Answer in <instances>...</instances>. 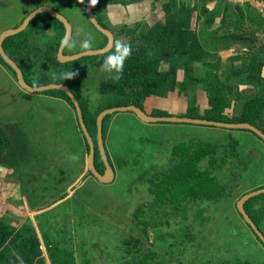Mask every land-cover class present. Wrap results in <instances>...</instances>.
<instances>
[{
	"label": "rangeland",
	"instance_id": "1",
	"mask_svg": "<svg viewBox=\"0 0 264 264\" xmlns=\"http://www.w3.org/2000/svg\"><path fill=\"white\" fill-rule=\"evenodd\" d=\"M205 1L208 6L214 7L211 10L212 12H207V15L219 17L223 14L225 8L224 1ZM201 2L203 3V0H199V3ZM43 3L56 9L72 23L73 36L71 41L74 46L69 48L71 53L84 50L81 44L86 39L91 40L92 45H95L99 41V37L96 36L86 17L87 0H84L83 3L80 0H0V34L6 30L15 28L22 18ZM226 7L229 10H238L237 14L227 19L231 23L229 25L222 24L220 21L211 26L207 22L197 19V25L202 22L206 28L202 29V27L197 26L199 30L201 29V34L204 31L206 32L205 34H208L215 29L216 31L218 30V33H226V29L232 32L235 29V20H239V24H243L247 29L245 32L251 34V29L248 31L251 21L249 19L244 21L240 13L241 9H244L248 16H254L256 19L264 16V0H241L240 3L234 6L231 5L232 8ZM155 8L156 6L148 14L147 11L143 10L145 13L141 11L139 12L140 14L129 15L128 18L138 19L146 16L147 21L152 23L154 20L161 19L158 16L156 18L155 15L151 16V14L156 13ZM196 17L197 12L194 13L192 19L193 27ZM123 22L129 24V26L134 24L128 23V19L123 20ZM49 34L50 32H48ZM47 38L48 36H45V34L39 36L40 41H44ZM205 38L202 36L203 40ZM127 39L128 37L124 36L120 41L125 42ZM262 42H264V37L261 34L259 43L261 44ZM203 43H205V46L212 48V50L217 49L216 53L220 59V64L225 67L228 64L236 62L234 61L237 59H235V56L245 58L244 47L248 42L244 43L242 39L231 38L222 45L220 43L215 44V48L207 40H204ZM237 62L239 61L237 60ZM224 69L228 71L226 67ZM199 70V74L204 75L206 67H200ZM181 78H183L182 71L179 72L178 79L181 80ZM231 81L242 82L240 88L243 98L234 104L232 109L228 110L231 114L238 115L242 110L245 98L253 94L259 85L257 80H250L245 75L231 76ZM198 92V98L201 99L200 105L205 106L207 104L206 93H203L201 89ZM45 96L43 93H32L23 89L16 80L14 73L0 60V118L6 127H16V131H19L16 133L22 134L25 132L27 137H34V145L37 143L39 149L42 150H40L41 154H39V157L31 158V163H28V165L21 166L19 172L23 173L26 171V176L34 175L33 178L37 176V180L40 178L41 181L48 176V173H57V170L65 166L68 167L71 161L73 162L70 165L72 167L77 168L80 164L79 159L68 160L72 154L70 151L71 147H68L71 145L68 144L67 146L63 144L59 140L60 136L57 134H64L68 143L74 141V138L70 137V129H67L65 126L67 125V120L63 116L66 115V111L64 110L66 105ZM84 96H86L85 99L88 102L90 112L97 111L104 102V97L101 95L96 82L88 85L87 90L84 91ZM183 96V94L176 95L170 93L167 97L163 98V103L166 104L163 105V108L168 105L165 99L174 98L176 102L173 105H169L168 109H166L170 115L194 117L197 113H204L203 108L202 110L200 108L196 112V108L198 107H193V105L189 109L187 106L185 110L183 102L186 99ZM153 101L154 99L150 97L144 102L147 109H150L148 110L149 112L153 109L149 106ZM134 117L133 112L118 111L108 115L105 120L106 126L111 119L113 120L111 124L112 128L110 127L111 132L107 133V148L110 150L109 153L112 154L113 152L118 156L116 157L118 160L123 159L128 163L125 166L118 165L120 178L116 179V182L118 181L117 185L115 184L116 182L104 184L97 178L89 175L85 177L87 178L86 180H79L71 184H65L63 181H60L61 185L59 184L58 191L48 190L47 192V190H44L43 186L45 182L41 186L40 191L43 195L39 194L40 199L48 202H45L40 209L43 212L45 211V213L51 212L47 215V218L48 220H52L51 227L54 228V231L62 229L61 234L66 236L67 233L65 231L68 230L69 243L67 245V252H72L74 256H79V252L82 251L83 255L89 258L87 261H84L81 258L75 257L76 261L74 264H112L106 260V254L110 251L109 248L111 247L114 252H123V248L125 247L124 240L129 235H132L133 231H136L135 226H131V219L136 204H142V201L140 199L139 202L130 203L131 185L128 186L129 192L125 195H123V190H120L122 188H118L125 181L129 180L132 182V180L137 178L138 169L133 164L134 161L139 162L137 166L140 165L139 168H142L147 164H152L156 159L155 153L157 151L164 152L169 150V147L174 144H177L174 149L175 152H195V147H193L195 142L217 141L227 143L231 138L238 140L237 148L243 157L248 156L252 158L250 170L248 169L249 172L239 179L235 188L228 195L221 197V199L200 201L198 205L191 207V210L185 213L176 208L179 210V213H177L180 216L176 215L174 217L178 219V222L176 221L177 224L175 226L177 230L176 234H171L173 238L164 231L166 229L156 231L153 228L149 232L150 238L153 241L152 245L144 243L141 236L138 238H141L143 243L141 245L142 253H146L148 250H155L160 256L166 257L170 264H222L223 262L236 260L237 258L249 260L255 264H264V246L246 225L237 208V203L244 194L264 185V141L249 130H230L214 125L187 122L159 121L144 123ZM74 147L76 149L73 150V153L76 155L80 153V150L82 151L80 146L78 147L75 144ZM111 160H113L112 157ZM130 163L132 166L129 168L128 165ZM33 165L37 166L35 172L31 170V166ZM220 173L222 172L220 171ZM124 174L126 177H124ZM70 176H74V174L71 173ZM10 180L12 182L16 181L14 177ZM52 183H54L53 180ZM17 184L9 185L10 188L8 187V189L17 190ZM61 201L65 203L66 208L61 206L60 208L63 207L62 209L56 210V208H59L58 204ZM12 203L15 204L14 209H8L11 206L5 204L7 214L10 215L9 217H13L16 223H19L26 217L27 212L22 210L19 196L14 198ZM16 204L20 206L17 207ZM173 207L171 206L172 209H174ZM164 209L167 208L165 207ZM38 216L35 215V220ZM47 223L48 221H46ZM81 224L84 225L78 228L86 230H84L85 236L80 231H77L75 232V238L70 237L73 229H77L76 225ZM262 227L264 228V223ZM36 228H39L37 222ZM79 236L88 245L86 248H81L78 241L74 242V239L76 240V237ZM93 242L102 247L104 252L101 250L96 251L95 247L91 245ZM54 258L51 262L48 258L45 264H55L54 261H58L59 264H67L65 263L64 251H60ZM119 258L121 259V256ZM125 259L128 260L126 257Z\"/></svg>",
	"mask_w": 264,
	"mask_h": 264
},
{
	"label": "trees",
	"instance_id": "2",
	"mask_svg": "<svg viewBox=\"0 0 264 264\" xmlns=\"http://www.w3.org/2000/svg\"><path fill=\"white\" fill-rule=\"evenodd\" d=\"M142 1L144 0H98L93 8L100 24L113 32L115 41L127 36L125 43L131 45L132 54L124 62L123 76L119 82H114L111 79L112 74L101 70L105 57L115 52L114 46L103 54L84 56L68 62L59 61L58 49L61 39L65 36V25L60 19L47 12L38 14L21 33L6 38L3 44L4 49L20 66L28 84L41 86L55 82L68 85L80 101L89 129L97 128V116L106 108L129 104L143 107L146 99L164 98L170 93L183 94L188 109L193 105V107H198L196 108L198 112L203 107L200 105L201 99L198 98V90L201 89L203 93H206L207 106L203 108V114L197 113L194 117L224 122H249L264 132V42L259 43L261 34L264 37V16L256 19L254 16H248L245 10L241 9L240 13L244 21L247 19L251 21L248 29V31L251 29V34L245 32L247 29L243 24H239V20H235V29L232 32L228 29L226 33H218V30H214V34H219V36L213 45L217 43L222 45L231 38L242 39L244 43L248 42L244 47L245 58L235 56L237 59L234 61L236 62L225 66L228 69L225 71V67L220 64L217 49L211 50L204 46L205 43L201 42L198 31L192 28L195 12H197L196 19L209 24L215 23L218 18L215 15H207L210 9L205 0L203 3H199V0H167L163 3L165 19L163 21L154 20L152 23L139 20L129 26L123 21L114 22L109 16L110 5L128 7ZM157 1L159 0H152L153 7ZM222 1L225 3V8L219 17H221L222 24L229 25L231 22L227 19L237 14L238 10H229L226 6L232 8L231 5L235 4ZM175 7L178 9L177 12ZM25 17L16 27L23 22ZM87 20L96 36L99 37V41L90 49L105 47L108 44V37L101 33L88 17ZM48 32H50L49 35ZM41 34H45L48 38L40 41ZM65 54L74 53L66 47ZM0 60L14 73L17 80L14 69L1 55ZM200 67H206L204 75L199 74ZM179 70L183 72L181 80H178ZM71 71L77 74L71 79H64L63 74ZM241 75H245L250 80H257L259 86L258 88L253 86L256 88L255 92L245 98L240 114L234 115L228 110L243 98L240 88L242 82L231 81V76ZM95 82L104 97V102L97 111L90 112L84 91L87 90L89 84ZM42 93L65 98L73 105L69 96L62 90H47ZM152 114L170 115L167 110L159 108L154 109ZM254 134L264 141L256 133ZM238 143L236 138H231L227 143L195 142L193 145L195 152H179L178 158L173 157L169 166L159 169V174L152 178L149 189L152 193V208L166 207L168 210L165 213H170L171 206H174L173 208H178L185 213L191 207L198 205L200 201L218 200L228 195L239 179L249 172L252 163V158L243 157L238 150ZM23 155L24 149L20 152V156L23 157ZM261 187L264 185L256 189ZM245 209L264 232L262 227L264 193L249 199L245 203ZM142 210L141 206L135 212L133 225L138 235L149 238V227H155L159 221L158 219L146 221ZM246 225L264 246L250 225L247 223ZM12 232L13 230H0V234L7 233L5 238L2 235L0 237V264H45L32 259L33 256H38L42 252L40 237L43 235L35 234L27 238L22 233H17L16 237L21 242H5ZM124 242L123 252H114L111 247L109 248L110 251L106 254L107 261L112 264H165L160 261L161 258L157 251L142 253L140 239L135 235L128 236ZM60 251L59 245L52 247V261ZM101 251L104 252L103 249ZM75 257L77 256H74V253L68 252L65 263L74 264ZM81 257L84 261L89 259L86 256ZM54 263L59 264L58 261ZM222 264L255 263L237 258Z\"/></svg>",
	"mask_w": 264,
	"mask_h": 264
},
{
	"label": "flooded vegetation",
	"instance_id": "3",
	"mask_svg": "<svg viewBox=\"0 0 264 264\" xmlns=\"http://www.w3.org/2000/svg\"><path fill=\"white\" fill-rule=\"evenodd\" d=\"M43 4L45 5V3H43ZM174 9L176 11L177 7H175ZM86 17H88L87 12H86ZM84 50H86V49H84ZM179 71H181V70H179ZM178 76H179V72H178ZM72 107L75 109L74 104L72 105ZM140 108L145 113H147L149 115H153L152 112L154 111V109H156V108H153L149 112L146 105H143V107H140ZM159 109H162V108H159ZM163 110H166V109H163ZM76 114H77V112H76ZM133 116H135L134 118L139 119L141 122L153 123V122H145V121L141 120L134 112H133ZM112 121L113 120L111 119V121L106 126V122H105V118H104L102 132H103V141H104L105 151H106L107 157L109 159V162L114 169V173H115L114 179L110 182H102L90 170L89 166L86 165V170L83 172V174L76 181L86 180L87 178H85V177L90 175V176L97 178L100 182H102L104 184H108V183L111 184V183H115L117 178H120V172L118 169V165L119 166H125V164H128V163L126 160H123V159L118 160L116 158L118 156L115 155L113 152H112V154L109 153L110 150H108V148H107V136H108L107 133L111 132V128H112L111 124L113 123ZM78 127H79V132H82V134H83V131L79 125V121H78ZM89 131H90L91 135L93 136V138L95 139V143H96L95 144V166L101 174H105L106 173V165H105L103 158L101 157L102 156L101 151H100L99 145L97 143L98 142V138H97L98 128L89 129ZM2 132H4V133H2ZM11 132H15V133H11ZM16 132H19L18 130L16 131V127L15 128L14 127L13 128L6 127L5 125H3L2 119L0 118V198H1L0 199V230L1 231L13 230V232L11 234H9L5 240V242H7V243L10 241H15L16 243L21 242L19 240V238L16 237L17 233H22L27 238H30L35 234L36 235L38 234L39 236L43 235L42 237H40V240H41L40 249L42 250V252L38 256L32 257V259L34 258L33 260H35V261H42L44 263H47L48 258H49V260L51 262L52 258H53L52 247H55V245H59L61 247V251H64L65 259H66V255L68 253L67 252V249H68L67 245L69 243V241H68V238H69L68 230L65 231V233H67L66 236L61 234L62 229H59L58 231H54V228L51 227L52 220H50V219L48 220V218H47L48 217L47 215L50 214L51 212L48 211L47 213H45V211L43 212V210L40 209V208H42V205H44V203L48 202V201H45L43 199L41 200L39 194L40 195L42 194L40 189H41V186H43L44 182L45 183H44L43 189L47 190V192H48V190L49 191H58L59 184L61 185L60 181H63L65 183L66 180L68 179V177H70V174L72 172L77 171V174L80 175L81 171L80 170L78 171V168L70 166L73 163L71 161L70 165L68 167L65 166L64 168L57 170V173H55V172L54 173H52V172L48 173V176L46 178H43V181H41L40 178H38L39 180H37V176H35L33 178L34 175L26 176L25 175L26 171H24L23 173L19 172L20 171L19 169H21V166L24 167V166L28 165V163H31L30 162L31 158L40 156L39 154H41V152H40L41 149H39V146L37 145V143L34 145V143H35L33 140L34 137L33 138L27 137L25 132H23L22 134L21 133L18 134ZM152 132H155V131H152ZM83 136H84V139H85L86 145H87V161H88L89 144H88L84 134H83ZM32 145H34V146H32ZM176 145L177 144L172 145L171 147H169V150H166L164 152L163 151H157L155 153L156 159L152 162V164H147L142 168H139L140 165L137 166V164L139 162L134 161L133 164L138 169L137 178L135 180H132V182L127 180L123 183V185H120L119 187L117 186L118 188H122L120 190H123V192H124L123 195H125L129 192L128 186L131 185L130 186L131 198L129 200L130 203H133V202L135 203L136 201L139 202L140 199L142 201V204H136V206H135V209H134L133 215H132V219H131V226L133 225V218H134L135 212L142 206L143 207L142 214L144 215V219L146 221H149V219H151L150 221H154L157 219L159 221L155 227H153V226L149 227L148 233L150 232V229L153 228L156 231L166 229L167 231L166 230H164V231L166 233H168L169 235H171V234L175 235L176 234L177 230L175 229V226L178 222V219L177 218L175 219L174 217H176V215L180 216V214H178L179 210L174 208V209H170V211H171L170 213H165L166 210H168V209L152 208V200H151L152 199V193H150V191H149V189L151 187V183H152V178H154L153 176H155L156 174H159V169L168 167L169 163L173 157L174 158L179 157V152L174 151ZM23 149H24V155H23V157H21L20 152L23 151ZM45 152H46V150H45ZM71 152H72V150H71ZM110 155H111L113 160H111V157H109ZM45 156H47V155H45ZM45 159H47V158H45ZM68 160H69V158H68ZM117 162H118V164H117ZM131 166H132V164L130 163V165H128V167L130 168ZM36 168H37L36 165L31 166V170L34 172H35ZM169 168H167V169H169ZM19 174L21 175V177ZM57 175H58V177H57ZM64 176H65V178H64ZM13 177L16 180L14 182H12V180H10ZM124 177H126V175ZM55 178H56V181H55ZM52 180L54 183H52ZM41 182H42V184H41ZM117 182L115 183L116 185H117ZM15 183H18L17 186L19 188V194H20L19 195V197H20L19 201L21 203V204L20 203L19 204L22 205V208H23L22 210L28 213V214L26 213V217L21 220L22 222L20 221L19 223H16V221H14L13 217L12 218L9 217L10 215L7 214L6 205L4 204V202H2V200H4V194L5 195L7 194L6 192H4L5 189L7 191L9 185H12ZM114 190H116V188H114ZM41 198H42V196H41ZM59 199H61V198H59ZM20 205H18V206H20ZM61 206L66 208L65 203L63 201H61L58 204L59 208H56V210L62 209L63 207L60 208ZM8 209H14V207H9ZM190 210H191V208H190ZM38 212H39V214H38ZM34 214L36 216L39 215L38 217L41 219H39L37 217L35 220ZM46 221H48L47 224H46ZM36 222H37L39 228H36ZM83 225L84 224L76 225L77 229L76 228H75V230L73 229V232L70 233V237L75 238V232H77V231H80L81 234L84 235L85 229L78 228V227H81ZM131 229H132V227H131ZM87 232H89V231H87ZM134 233H136V234H134ZM131 234L133 236L135 235L137 238L140 236V235H138L139 233L137 234V232H134V231ZM1 235H2V237L5 238L7 233H4V234L1 233L0 237H1ZM58 235H59V237H58ZM172 235H171V237L173 238ZM141 238L144 241V243H146L147 245L148 244L152 245L153 241L150 238V233H149V238H144L143 236H141ZM141 238H139L140 243H141L140 245L143 244ZM75 241H78L79 246L81 248H86L88 246V245H86L84 239L80 236L76 237V240L74 239V242ZM91 245H93V247H95L96 251L102 250V247H100L97 243L95 244L93 242ZM173 246L177 247L175 245H173ZM93 247H91V248H93ZM150 251H155V250H148L146 253H148ZM81 256H84L82 251L79 252V256H77V257L82 259ZM160 258H161L160 261L167 263V264H170L167 261L166 257L164 258V257L160 256ZM33 263H37V262H33Z\"/></svg>",
	"mask_w": 264,
	"mask_h": 264
},
{
	"label": "water",
	"instance_id": "4",
	"mask_svg": "<svg viewBox=\"0 0 264 264\" xmlns=\"http://www.w3.org/2000/svg\"><path fill=\"white\" fill-rule=\"evenodd\" d=\"M94 6H91L89 3V0L87 1V6H86V12L89 20L91 23L103 34H105L108 37V44L103 47V48H96V49H86V50H81L79 52H76L74 54H65V48L66 47H61V44L58 49V60L61 62H68V61H73L77 60L79 58H82L84 56H89V55H98V54H103L108 51H110L113 46H114V41L115 37L114 34L111 30L104 28L98 19L96 18L94 11H93ZM47 12L51 14L52 16L60 19L63 24L65 25V35H69L70 39L72 38L73 35V25L72 23L68 20L66 16L58 12L56 9L49 5H41L31 11L23 20V22L15 28L6 30L0 34V55L1 57L6 61L8 65H10L17 76V81L19 85L25 89L28 92L32 93H40V92H45L47 90H62L64 91L71 101L73 102L77 116H78V121L79 125L83 131V134L86 137V140L89 144V156H88V166L90 170L95 174L97 178H99L102 182H110L114 179L115 173L114 169L111 166L109 159L107 157L105 147H104V141H103V120L107 115H110L114 112L118 111H128V112H134L141 120L145 122H187V123H194V124H204V125H214L218 127H223L227 128L230 130L234 129H241V130H251L254 133H256L258 136H260L264 140V132L255 126L254 124H251L249 122H224V121H216V120H209L206 118H200V117H189V116H175V115H166V116H156V115H149L145 113L139 106L134 105V104H129V105H121V106H114V107H109L101 111L97 117V138H98V145L101 151L102 158L105 162L106 165V173L101 174L96 166H95V139L91 135L88 126L86 125L85 119H84V114H83V109L81 107V104L78 100V98L75 96L74 92L70 89V87L66 84L63 83H49V84H44L41 86H32L28 84L24 78V74L20 66L16 63L15 60H13L5 51L4 49V41L6 38L12 35H16L18 33H21L24 31L30 22L40 13ZM264 193V187H261L259 189L252 190L246 194H244L241 199L237 203V208L241 215L243 216L244 220L246 221L247 224L250 225L252 230L257 234V236L262 240L264 243V232L257 226V224L253 221V219L250 217L248 212L245 209V203L251 199L252 197H255L257 195H260Z\"/></svg>",
	"mask_w": 264,
	"mask_h": 264
},
{
	"label": "crops",
	"instance_id": "5",
	"mask_svg": "<svg viewBox=\"0 0 264 264\" xmlns=\"http://www.w3.org/2000/svg\"><path fill=\"white\" fill-rule=\"evenodd\" d=\"M166 1L167 0H159V1H157L156 4L154 5V7L156 6V8H155V12L156 13L155 14H151V16L155 15L156 18L158 16L159 18H161L160 20L163 21L165 19V12H164V9H163V3L166 2ZM39 6H41V5H39ZM207 7L210 9V11L214 8V7L212 8L211 6H208V5H207ZM152 8H153L152 0L151 1L144 0L142 2L130 5L128 7L110 5L108 10H109V16L114 22L123 21V20L125 21V19H128V21H129L128 23H135V22H137L139 20H146L147 21L146 16H144L142 18H138V19H133L132 17L128 18L129 15H133V14H136V13L140 14L139 12H141V11L143 12V10L147 11V14H148V13L151 12ZM177 11H178V9H176V12ZM143 13H145V12H143ZM220 21H221V17H218L217 20L215 21V23H218ZM215 23H212V24L210 23V25L214 26ZM203 24L204 23L200 22L197 25V19H196V22L194 23V27L192 26V28L193 29H195V28L197 29L199 38H200L202 43H203L204 40H207L209 42V44L213 48H215L214 47L215 45H213V42H217V40H218L217 37L219 36V34H214L215 33L214 31L213 32H209L211 34H209V33L205 34L206 32L204 31L203 34H201L202 31H201V29L199 30L197 28V26L202 27V29L203 28L206 29ZM202 36L206 37V38L203 40ZM207 48L212 50V48H210V47H207ZM40 93H42V92H40ZM45 95H46L45 97H48L49 99H51L53 101L61 102L64 105H66L64 107V110L66 111V115H64L63 117H64V119L67 120V125H65V126H66L67 129H70V131H71L70 132V137H73L74 141L71 142V143H68L66 141V139H65V135L64 134L57 133L60 136L59 140L61 142H63V144H66L67 146H68V144L71 145V146H68V147H71L70 151L72 150V155L75 154V153H73V150L76 149L74 147L75 144L78 145V147L80 146L82 148V151L80 150V153L77 154V156L79 157L78 159L80 161V164H79V166L77 168H78V171L79 170L81 171V174L80 175L77 174V171L76 172H72L74 174V176L68 177V179L65 182L66 184H69V183L71 184L72 182L74 183L76 180H78V178L86 170V165H88L86 141L84 139V136H83L82 132H79L78 116L76 114V110L72 107V105L69 104V102L65 98L58 97V96H55V95H50V94H48V95L45 94ZM152 98L154 99V101L152 102V104L151 103L149 104V106L151 108L168 109L169 105H171V104L173 105L176 102V100L174 98H169V99L167 98L165 100L168 102V105L166 107L164 106V108H163V105H166L165 103H163V98H154V97H152ZM206 102H207V100H206ZM206 106H207V104L205 106H203L202 108H205ZM183 107L186 110V107H187L186 100H185V102H183ZM148 110H150V109H148ZM4 192H6V189H5ZM19 195H20L19 194V188L17 190H13V189L9 190L8 189L7 194L6 195L4 194V204H6L8 206H11V207H15V204H13L12 201H13L14 198H17ZM16 205L18 206V204H16Z\"/></svg>",
	"mask_w": 264,
	"mask_h": 264
},
{
	"label": "clouds",
	"instance_id": "6",
	"mask_svg": "<svg viewBox=\"0 0 264 264\" xmlns=\"http://www.w3.org/2000/svg\"><path fill=\"white\" fill-rule=\"evenodd\" d=\"M80 2L83 3L84 0H80ZM97 2L98 0H89L91 6H95ZM60 44L61 47H68V48L74 46L69 35L67 34L61 39ZM81 47L83 49H90L92 47L91 40L89 39L84 40L81 44ZM114 48H115V52L106 56L105 59L103 60V63L101 64V70L112 74L111 79L114 82H119L123 76L124 62L129 56H131L132 49L130 44L120 40L114 41ZM76 74L77 73L71 71L64 73L63 76L64 79H71ZM78 158L79 157L76 154H73L69 157L70 160H77Z\"/></svg>",
	"mask_w": 264,
	"mask_h": 264
},
{
	"label": "built area",
	"instance_id": "7",
	"mask_svg": "<svg viewBox=\"0 0 264 264\" xmlns=\"http://www.w3.org/2000/svg\"><path fill=\"white\" fill-rule=\"evenodd\" d=\"M225 1L232 3L233 5L234 4L236 5V4L240 3L241 0H225Z\"/></svg>",
	"mask_w": 264,
	"mask_h": 264
}]
</instances>
